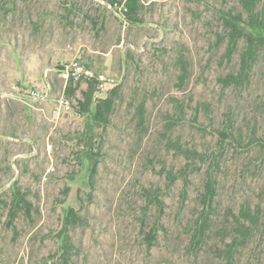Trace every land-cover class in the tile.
Listing matches in <instances>:
<instances>
[{"label": "rangeland", "instance_id": "obj_1", "mask_svg": "<svg viewBox=\"0 0 264 264\" xmlns=\"http://www.w3.org/2000/svg\"><path fill=\"white\" fill-rule=\"evenodd\" d=\"M126 2L0 0V93L7 94L0 112V259L5 264H193L185 249L162 236L150 248L142 229L143 214L148 211L152 219L155 212L147 208L143 190L165 188L163 168L180 162L161 135L168 113L178 112L172 98L187 102L186 122L174 138L200 151L215 149L223 115H239L240 124L253 112V101L264 99V59L251 74L249 90L224 91L219 77L237 67L239 56L232 62L226 58L217 12L236 0H140L143 7L133 25L123 20ZM181 55L192 65L186 92L175 87ZM75 58L114 82L104 91L95 88L93 110L119 84L109 126L87 130L79 114L86 85L66 94L71 109L55 119L54 108L68 87L59 70ZM47 83L53 90L44 101L27 97L33 88L45 94ZM199 104L206 105L199 117L202 130L188 122ZM140 105L148 128L141 133L136 127ZM228 158L231 166L242 163ZM259 179L264 173L255 181L248 178L245 187H259ZM180 189L179 183L165 194L169 228L183 220ZM15 190L26 194L30 208L12 213ZM224 191L229 204L244 187L234 186L231 176ZM70 209L75 216L68 223ZM64 243L69 250L62 257Z\"/></svg>", "mask_w": 264, "mask_h": 264}, {"label": "trees", "instance_id": "obj_2", "mask_svg": "<svg viewBox=\"0 0 264 264\" xmlns=\"http://www.w3.org/2000/svg\"><path fill=\"white\" fill-rule=\"evenodd\" d=\"M108 5L112 7L114 3ZM125 5L122 15L124 22L137 24L139 11L143 7L140 0H127ZM217 15L220 23L218 38L227 42L226 58L232 62L239 56L237 67L220 76L219 80L224 91L231 88L242 94L250 89L251 74L264 59V0H236L233 7H220ZM176 67L178 74L175 87L186 92L184 87L190 83L192 65L181 55ZM77 86L70 82L66 94L72 96ZM118 86L109 89L111 91L107 99L96 101L93 110L96 85H88L86 101L81 104L82 109L79 111L88 131L101 125H110L119 94ZM172 99L178 106V112L174 116L168 113V121L161 135L163 143L168 149L175 150L180 162L178 166L163 168L166 174L165 188L152 186L143 190L147 208L153 206L155 211L152 219L148 218V211L143 214L142 229L146 244L152 248L162 236L164 241L174 247L185 249L193 257V264H264V179L262 182L258 180L259 187L255 189L245 187L248 178L255 181L264 173V99L259 97L253 101V112L249 118L244 116L240 124L239 115L226 112L219 122V128L215 130L218 147L204 151L183 144L181 138H174L175 131L186 122L187 102H182L178 97ZM202 106L206 107L199 104L188 120L190 126L198 130L204 128L199 120ZM144 107L140 105L136 124L140 133L148 131L145 128L146 119L142 115ZM229 156L241 160V165L231 166ZM231 176L234 186H243L244 191L234 202L226 204L223 199L225 182ZM197 178L199 181L196 183ZM179 183L180 214L183 220L178 226L176 224V227L169 228L164 223V198ZM22 206L30 208L26 194L19 190L13 191L12 213L19 212ZM186 208L189 211L184 213ZM74 216L70 209L66 221L71 222ZM68 250L66 243L61 245V256L65 257ZM167 264L180 263L168 260Z\"/></svg>", "mask_w": 264, "mask_h": 264}, {"label": "built area", "instance_id": "obj_3", "mask_svg": "<svg viewBox=\"0 0 264 264\" xmlns=\"http://www.w3.org/2000/svg\"><path fill=\"white\" fill-rule=\"evenodd\" d=\"M60 76L68 86L70 82L76 85H86L95 84L97 90L104 91L108 85H113V81L106 79L104 76L96 75L92 70L85 66L78 58H75L72 62L67 63L59 70ZM19 89V88H18ZM26 92V91H25ZM27 97L32 100H42L45 98V94L38 89L33 88L26 92ZM7 97V94L0 93V112L3 108V99ZM71 101L66 97V89L58 100L56 107L54 108V117L59 120L65 110L71 109ZM0 264H5L3 260L0 259Z\"/></svg>", "mask_w": 264, "mask_h": 264}, {"label": "crops", "instance_id": "obj_4", "mask_svg": "<svg viewBox=\"0 0 264 264\" xmlns=\"http://www.w3.org/2000/svg\"><path fill=\"white\" fill-rule=\"evenodd\" d=\"M52 90H53V88H52V86L50 85V84H48L47 83V91H46V93H45V96H49V92H52ZM48 99V98H47ZM46 99V100H47ZM43 101H44V99H42ZM42 100H40V101H42ZM40 110V109H39ZM40 111H42V112H45V110H44V108L42 109V110H40Z\"/></svg>", "mask_w": 264, "mask_h": 264}]
</instances>
